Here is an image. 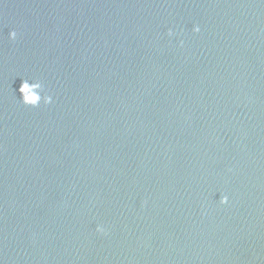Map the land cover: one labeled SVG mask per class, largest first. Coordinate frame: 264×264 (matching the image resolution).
<instances>
[{
  "label": "water",
  "instance_id": "water-1",
  "mask_svg": "<svg viewBox=\"0 0 264 264\" xmlns=\"http://www.w3.org/2000/svg\"><path fill=\"white\" fill-rule=\"evenodd\" d=\"M0 264H264V0H0Z\"/></svg>",
  "mask_w": 264,
  "mask_h": 264
},
{
  "label": "clouds",
  "instance_id": "clouds-1",
  "mask_svg": "<svg viewBox=\"0 0 264 264\" xmlns=\"http://www.w3.org/2000/svg\"><path fill=\"white\" fill-rule=\"evenodd\" d=\"M194 31H198V28H194ZM16 31L15 30H10L8 32V38L10 40H15L16 38ZM169 35H171V32H169ZM35 87V85L33 86ZM18 91L22 94V103L27 106H32L35 107L37 106V97L33 94H31L32 90L28 87L27 83H23V86L18 89ZM51 102V97L45 95L43 97V103L47 104ZM221 204L227 203V196H221V199L219 200ZM98 232L104 231V229L101 226H97L96 229Z\"/></svg>",
  "mask_w": 264,
  "mask_h": 264
}]
</instances>
